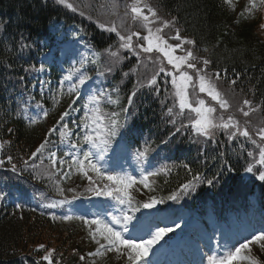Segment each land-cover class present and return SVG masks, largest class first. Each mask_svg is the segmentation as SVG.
<instances>
[{
  "label": "trees",
  "instance_id": "1",
  "mask_svg": "<svg viewBox=\"0 0 264 264\" xmlns=\"http://www.w3.org/2000/svg\"><path fill=\"white\" fill-rule=\"evenodd\" d=\"M152 2L165 17L175 20L184 38L195 41L193 47L201 58L211 61L206 70L213 75L221 74L222 78L217 82L223 86L217 87L251 101L259 119L264 122V37L257 32L259 21L236 20L226 0ZM71 38L81 39L91 52L83 62L82 72L96 85L92 86L94 94L103 89L114 99L119 97V105L102 104L105 114L119 113L118 118L123 125L109 150L115 151V164L130 161L134 168L143 170L145 174L157 173L149 176L150 187L134 198L136 205L155 197L162 201L157 204L160 210L164 207L163 202L170 200L169 196L182 192V185L199 174L203 182L194 181L195 193L187 197V206L199 208L202 213L194 218L195 226H203L210 234L208 218L212 208L216 209L217 200H223L227 207L225 211L221 209V213L239 218L241 225L244 220L250 221L254 234L264 232V181L252 182L244 193L240 188L248 166L253 167L255 174L259 173V165L253 163V144L247 138L237 135L229 139L227 133L214 130V137L205 140L195 133L190 126V117L194 118V114L185 110L177 115L179 107L170 76L160 73L157 84L151 88L147 86V81L158 71L159 62L144 66L145 54L137 58L124 50L121 56L127 58L111 73L106 72L110 66L109 50L119 47L115 33L101 29L95 22L70 13L50 0H0V142L7 141L0 152V159L4 160L0 165V264H47L42 257L48 251H53L54 264H90L89 250L81 239L77 219L62 220L60 217L69 214L53 209L42 210L28 202L15 204L2 185V172L12 170L13 164L16 170L12 172L24 177L20 175L27 173L24 162L32 159L31 153L46 138L51 141L48 149L56 151L58 157L66 153L61 142L64 139L60 135L59 112L65 110L73 96H69L68 86H61L68 65L58 66L56 62L60 46ZM55 49L41 86L37 69L42 64V57H48ZM125 72L129 75L124 76ZM234 79L235 85L230 83ZM141 83L145 87H139ZM113 88H119V92H113ZM133 91L137 92L133 104L127 113L121 112ZM88 94L84 91L77 101L81 116L84 115V103L81 101L86 102ZM169 108H173L171 116L168 115ZM21 110H25L27 116L37 118L38 122L31 124L24 118L25 111ZM45 111L48 112L47 118L43 117ZM215 116L228 117L220 111ZM235 119L245 126L241 116L236 114ZM72 123L69 121L68 124ZM54 127L59 130L48 136ZM82 130V126L76 128L75 134L82 135ZM141 151L146 152V156L138 158ZM250 151L252 157L248 156ZM8 156L13 158L11 163H8ZM43 156L48 157L49 151H45ZM51 168L54 172L51 179L34 181L29 173L25 179L32 181L45 196L55 198L59 195L56 186H66L64 181L71 176L63 177L58 173V166L52 165ZM208 179H213L212 185L207 184ZM250 197H254V201H250ZM233 230L245 238L240 228ZM223 238H228L226 232ZM257 245L253 243L249 256L258 264H264V247ZM81 256L85 259L81 260ZM240 264L249 262L241 261Z\"/></svg>",
  "mask_w": 264,
  "mask_h": 264
},
{
  "label": "snow or ice",
  "instance_id": "2",
  "mask_svg": "<svg viewBox=\"0 0 264 264\" xmlns=\"http://www.w3.org/2000/svg\"><path fill=\"white\" fill-rule=\"evenodd\" d=\"M59 4L65 5L67 8L76 11V8L72 3H69L68 0H57ZM231 6L232 0H226ZM141 0H135L134 3L130 6V12L132 14L133 21H141L142 27L146 30L145 35H141L140 32L131 31L128 34H124L122 31L118 30L115 23L110 25L105 23H99V27L108 32L115 33L119 38V48L127 50L132 55L139 58L141 54H149L146 56V59L151 60L153 52L158 53L159 55L153 61L156 63L159 61L158 71H156L151 78L147 81V86L151 88L157 84V76L160 73H164L167 76L171 77V84L174 88V98L179 107V113L182 114L185 110H188L191 113H195V117H190V126L195 132L211 140L215 132L214 130H225L229 139H234L237 135L247 138L253 145L258 149V161L259 165L264 166V127H259L254 130V134L259 138H253V135L250 133L247 126L248 122L245 121V126L241 128L240 122L235 119L232 115H229L225 120L223 116L217 120L214 116V113L217 112V108L206 104L204 99H198L195 102V106L190 99L189 88L191 87L195 92L197 86L199 93H204L214 101L220 109L227 111L232 105L229 100L225 98L224 94L218 90L216 83L213 81L212 77L206 72L207 65L211 63L208 59H203L202 63L203 68H197L196 61L198 58L194 55L192 49H183V44L195 45V41L192 39L182 38L180 36V31L177 28L175 31V36L172 39L181 41L176 45L170 44L168 39L162 35L165 28H169L175 25V20L167 21L164 20L161 22L160 27L153 29L151 26L157 17V12L148 4H144L143 7L140 6ZM249 6L245 9L246 12L251 13L253 9L258 8L259 6H264V0H248ZM144 9H147L148 14H145ZM83 14V13H82ZM128 15V13H125ZM243 16L244 13H241ZM136 38V43L134 39ZM184 51L185 54L177 55V50ZM110 57V66L105 69L106 72L111 73L114 67L122 62L123 59L127 57L121 56L119 51L109 50ZM161 57L163 59H161ZM163 60L167 61V65L172 66V70H166V67L163 64ZM95 61H93L94 63ZM81 68H83V61L81 62ZM185 69H192L196 77L198 78V83L194 82L193 75ZM42 70V69H41ZM79 73V75H77ZM178 73V75H177ZM103 75L104 73H100ZM124 76H128L129 73H123ZM76 77L74 83L70 84L67 92L69 96L74 98L71 100V103L68 105V110H65L59 117L58 124L63 129L60 132L61 137H71L74 133L69 129V124L64 123L65 118L70 116V111H81L77 109L74 105L81 98L80 88L86 84V82L91 79L90 76L81 73L80 69H73L67 76L64 77L65 81H72ZM216 80L221 79V74L215 73ZM239 76H237V79ZM23 77H21V80ZM231 84L235 85L236 80H231ZM63 81H61V85ZM139 87H145V84H139ZM158 91V89H155ZM113 92H119V88H113ZM61 94H63V88L61 87ZM137 92H131L127 97V106L121 107V112L127 113L129 107L133 104V98L136 96ZM103 105L110 104H120L119 97L115 99L109 92L99 89L95 94H91L87 98V102L83 105L84 116L79 122L73 121L76 123V127L80 128L83 125V134L79 137L76 142H72L70 147L75 150V153L69 152L65 153L66 156H70V161H65L62 158H58L56 151H51L48 149V145L51 143L50 139L46 138L34 152L31 153L30 158H36L37 154H43L45 151H49V159L51 164L55 167L58 163L63 166L67 163L68 172H64L63 176L65 178H70L73 170L86 177L89 181V186L86 191L93 193L95 196H105L110 197L117 201L120 205H126L128 211L121 210L120 216H112L110 220L100 218L99 214L95 215L93 219H87L85 216H72L65 215L60 217L62 220L71 221L73 219H78L83 222L84 225L88 228V236L96 245V248L89 252L87 255L89 257H101L106 256L108 253H116L120 257L125 258V264H146L145 258L148 256L154 244L158 243L168 232H171V228H158L154 233L151 234V238L137 239L132 235L127 237L124 235L129 232L128 225L132 223L135 217V213L140 210V208L151 209L156 204L161 203L155 197H149V200L143 204L136 205L134 202V197L129 192L134 185L137 183L142 184L145 188H149V176H154L157 173L148 172L146 175H143L137 180L135 176L131 175H119L111 174L108 172L101 171L100 162L104 160L105 155L109 152L113 139L119 135L120 129L123 125L119 120V113L112 111L109 114H105L102 108ZM243 104L249 106V110L245 111L243 108L238 110L242 112L244 117H248L250 111L255 109L251 107V101L245 99ZM37 107H40L37 104ZM25 111V110H21ZM173 114V108L168 109V115ZM48 112H43V117L47 118ZM24 118L29 119L31 124L38 122L37 118L29 117L26 114ZM186 127V126H185ZM59 129L54 127L49 130L48 136L53 132L58 131ZM12 130L9 129V132ZM177 132L180 131L179 128L176 129ZM63 142V140L61 141ZM5 142H0V152L4 150ZM146 156V152L141 151L138 153V158H143ZM248 156L252 157L253 153L248 152ZM8 163L12 162V157L8 156ZM27 164V161L24 162ZM4 164V160L0 159V165ZM187 168L188 166L185 165ZM12 170H16V165H12ZM191 171V169H188ZM248 173L253 172V167L248 166L246 168ZM89 173H94L96 177H100L109 183L103 185V187L96 186V181L93 179ZM259 180L264 181V171H260L258 175ZM203 182L202 177L199 174L193 175L192 180L188 183L182 185L184 192L189 191L195 187L193 182ZM213 179H208L207 184L212 185ZM56 191L58 194L63 195L64 189L59 185L56 186ZM72 191V189H69ZM177 198L176 194L169 196L168 199L175 200ZM73 199H76L74 196ZM65 203H70L67 198L60 199L54 203L46 205L50 208H55L59 205ZM131 212L132 215H129L128 212ZM53 220L56 219L55 216L52 217ZM116 225H120L121 229L117 230ZM261 241H264V232L259 234H252L250 238H245L244 242L239 243L238 247L234 246V250H229L228 253L222 257H209V264H233V261H236L237 264H240L241 261H248L249 264H258V261L251 258L249 255H244L245 250L251 251L250 246L253 243L258 244L260 247H264V244H260ZM43 247V246H41ZM47 264H54L53 261V251H48L46 255L42 257ZM81 260H84L85 257L81 256Z\"/></svg>",
  "mask_w": 264,
  "mask_h": 264
},
{
  "label": "rangeland",
  "instance_id": "3",
  "mask_svg": "<svg viewBox=\"0 0 264 264\" xmlns=\"http://www.w3.org/2000/svg\"><path fill=\"white\" fill-rule=\"evenodd\" d=\"M57 4V0H53ZM69 3H72L73 6L76 8V11H73L72 9L67 8L65 5L59 4L70 13L77 14L80 17L85 18L86 20L95 22L98 26L99 23H105V24H112L115 23L117 26L118 30L122 31L124 34H128L131 31H136L140 32L141 35L146 34V30L142 27V22L137 20L133 21L132 19V14L130 12V6L132 3L135 2V0H68ZM144 4H148L151 6L156 12H157V17L159 18L158 20L155 18H152L155 20V22L151 25L153 29L156 27L161 26V22L164 20L167 21H172L165 17L162 13H160L154 6L152 0H141L140 6L143 7ZM249 6L248 0H232L231 6L229 5V10L231 15L236 19V20H247L248 22H252L253 20L257 19L259 21V25L257 27V32L260 34V36L263 38L264 37V6H259L256 9H253L251 13H248L245 11V9ZM145 14H148L147 9H144ZM83 13V14H82ZM125 13H128V15H125ZM241 13H244L242 16ZM177 27L176 25L165 28L162 35L165 36L166 39H168V42L170 44L176 45L178 43H181V41H177L175 39H172V37L175 36V31ZM108 32V31H107ZM180 36L184 38L181 34ZM119 39V38H118ZM134 43L136 42L135 37ZM188 39V38H187ZM120 43V41H119ZM75 42L69 41L65 45H63V52H62V58L63 57H68L69 58V64L72 65V69H77L75 67L74 63L80 62L85 59L83 55V48L75 44ZM194 45H188V44H183L182 47L183 49H192L194 52V55L198 58L196 61H193L196 63L197 68H203L204 65L202 63L203 59L201 58V55L194 49ZM114 51H119L120 55L124 51V49H120L119 47L115 49ZM177 55H183L185 54L184 51L177 50ZM149 54H145V61H144V66L147 65L148 63H151L156 59V57L159 55L158 53L153 52L150 54L152 56V59H146V56ZM161 59H163L161 57ZM108 61H110V57L108 58ZM159 62V61H157ZM163 64L166 67V70H172L171 65H167V61L163 60ZM39 69V74H43V69ZM189 72V74L193 75V80L194 82L198 83V78L196 77L194 70L192 69H185ZM70 71V72H71ZM81 71V70H80ZM69 72V73H70ZM206 72L212 77L213 81L216 83L217 86H223L221 83L219 84L215 78V75L211 74L206 70ZM79 75V73L77 74ZM178 75V73H177ZM67 76V74H66ZM74 79L76 77L74 76ZM87 83V82H86ZM70 83L65 84L64 86H69ZM198 87V86H197ZM226 99L229 100L230 104L232 107H230L227 111L220 110L222 114H226L227 116L232 115L234 118L236 117V114L241 116L243 124H245V121L248 122L247 126L249 130L253 133V138L257 139L259 142V138L255 136L254 130L258 129L259 127H264V122L259 119L258 112L257 110L251 105L252 108H254V111H250V114L248 117H244L242 112H240L238 109L243 108L245 111L249 110V106H246L243 104V101L245 100L244 97H241L240 95L234 93V92H227L224 90L219 89ZM189 94H190V99L192 100L193 104L195 105V102L198 100L199 97L202 99L206 98L204 93H199L198 88H196L195 92L193 89L190 87L189 88ZM208 99L207 102H212L213 104H216L214 101L211 100L210 97L206 98ZM210 106H213L211 103H206ZM214 107V106H213ZM219 108V106H218ZM220 109V108H219ZM68 110V107L66 108ZM64 111H61L59 113V116L63 113ZM215 114V113H214ZM195 115V113H194ZM221 117V116H220ZM219 116H216L217 120L220 118ZM225 120L227 118H224ZM241 128L243 126L240 124ZM194 130V129H193ZM223 133H226L225 130H220ZM204 138V137H203ZM206 140V138H204ZM67 143V141H66ZM65 143V144H66ZM251 143V141L249 142ZM254 147V154H255V159L253 161L254 164H258V149L256 148L255 145ZM68 148V147H67ZM70 149H72L70 147ZM73 153H75V150L73 149ZM71 159V158H70ZM70 159L65 160V161H70ZM24 171L29 173L36 181L38 180H44L45 178L51 179V177L54 175V172H52V164L47 161L46 157L37 156L36 158H32L30 161L27 159V164H25ZM259 165V164H258ZM10 166V165H7ZM61 166V165H60ZM65 169H68L67 166L63 165ZM100 167L101 171L103 172H108L111 174H119V175H125L123 172L119 171L117 173H112L110 167L108 166V162L104 159L103 161L100 162ZM11 168V167H10ZM264 171V166L259 165V170ZM20 174L26 176V174ZM76 174V175H73ZM63 174V172H62ZM93 177V179L96 181V186L103 187L104 184L109 183L108 181L96 177L94 173H89ZM258 174H255L254 171L252 173H248L247 171L243 174V177L240 181L242 183V186L240 188L242 189V192L244 193L246 186L250 187L252 185V182H258L260 181L258 178ZM137 180L141 177V175L138 173L135 175ZM2 178L5 179L6 184H11L13 185L16 189L19 190V192L25 196V198L29 199V201L39 204L40 207H43L47 209L46 205H48L47 201L51 203H54L57 200L67 198V200L70 201V203H65L63 205H59L55 207V209L62 210L64 212H68L70 210V214L73 216H85L87 219H93L95 218L96 214L99 213H94L92 212L91 215H85L82 212L81 204L79 203L80 201H83V199H93L96 208L98 209L97 206H101L103 204H109L117 207V211H111V210H106L104 215L101 216L100 218L102 219H108L110 220L112 216H120L121 215V210L123 209L124 211H128L126 205H120L117 201L110 197H105V196H95L93 193L86 191V189L89 186V181L86 177L82 176L81 174L75 172V170L72 171L71 173V178L70 179H65V183L67 184L66 186H60L64 189L63 195H58L57 198H51V196H45L43 193L39 191V188L34 186L32 182L26 181V179L20 178L17 173H13L11 169H7L5 172H2ZM63 181V180H62ZM240 185V184H239ZM144 186L142 184L137 183L134 185L131 189H129V192L133 197H137L140 190H144ZM69 189H72V191H69ZM194 190L190 189L187 192H184L182 189V192H180L177 195V200L181 202L182 204L185 205L186 203V198L190 194H194ZM76 197V199H73V197ZM48 197V199H47ZM83 197V198H82ZM47 200V201H46ZM129 215H132V213L129 211ZM136 219L132 221L129 228V232L125 233L124 235L127 237L128 235H132L136 237L138 240L139 239H150L151 234L154 233L157 229H153L152 226H146V228H143L141 226L140 228L136 225L138 222L137 220L140 218L138 212L134 214ZM235 217V216H234ZM137 221V222H136ZM82 229H81V239L84 243H86L87 249L90 251H93L96 248V245L93 241L88 236V228L86 225L83 224V222L80 220ZM140 222V219H139ZM158 222L160 225L166 224L163 223L164 219L163 216H158ZM164 226H168L167 224ZM117 230L121 229L120 225L115 226ZM250 232V230H248ZM250 234V233H249ZM184 234L180 233L176 237H174L173 240H179L181 237H183ZM194 236V235H193ZM167 238V235H165L162 239ZM192 242V239L189 237L187 238ZM232 242V241H229ZM82 243V242H81ZM179 243H182V240L179 241ZM195 247L191 246L189 251L183 250V246L179 247L176 249L175 247H170L169 245L163 246L162 242L159 241L158 243L154 244L151 251L149 252L148 256L145 258L146 264H209V257H222L228 253V251L234 250V246L236 247V243L232 246L229 245V243H226V251L222 255H217V254H212L208 248H205L200 243H194ZM256 244V243H255ZM253 245V244H252ZM251 245V246H252ZM250 246V248H251ZM258 247V245H257ZM90 251V252H91ZM178 254V260H175V254ZM244 255H249L250 252L248 250H245L243 253ZM169 256L171 259H169ZM91 260L89 261L90 264H125V258L118 256L116 253H108L106 256H101V257H90ZM143 264V262H142ZM233 264H237L236 261H233Z\"/></svg>",
  "mask_w": 264,
  "mask_h": 264
}]
</instances>
